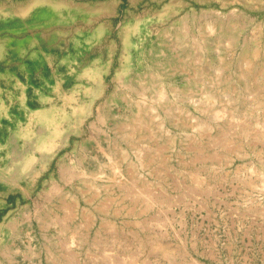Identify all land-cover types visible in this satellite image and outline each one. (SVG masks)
Instances as JSON below:
<instances>
[{
    "label": "rangeland",
    "instance_id": "obj_1",
    "mask_svg": "<svg viewBox=\"0 0 264 264\" xmlns=\"http://www.w3.org/2000/svg\"><path fill=\"white\" fill-rule=\"evenodd\" d=\"M0 46V136L71 133L0 152V264H264V0H0Z\"/></svg>",
    "mask_w": 264,
    "mask_h": 264
},
{
    "label": "bare ground",
    "instance_id": "obj_2",
    "mask_svg": "<svg viewBox=\"0 0 264 264\" xmlns=\"http://www.w3.org/2000/svg\"><path fill=\"white\" fill-rule=\"evenodd\" d=\"M55 4H56L55 7L58 8L59 4H57V3H55ZM124 25L125 24H123L122 26H124ZM136 30H137L136 25L134 26V25L129 24V25L124 26L123 49H122L124 51H123V55L121 58L122 60L120 62V66L116 70V77L125 75L130 68L131 61H132V47H137V45L135 46V44L132 42L131 38H132V35L135 34ZM140 43H141V46L143 48L145 45L144 44L145 39L141 38ZM2 52H3V48H2V46H0V56L2 55ZM85 71L91 77V79L94 80L93 83L97 88L94 91L95 97L96 98L101 97L104 94L105 79H106V76L109 74V67L106 66V68L102 67V68H98V69L95 67L94 68L89 67ZM95 97H94V99H95ZM24 103L25 102L23 99L22 104L24 105ZM6 106H7L6 103L2 100V93L0 91V113H1V110H4L6 108ZM56 110H58V109H57V107H54V106L49 108V109L35 110L31 113V115H30L31 119L27 123L26 127H22L20 121H18L17 122L18 123V129L16 132L12 133L8 138L5 137L6 139H4V137L0 136V152H1L4 147H15L17 145L18 139H20V138H26L28 140L31 139V142H32V138L34 135V131L32 130V128H33L32 121L35 120L42 127V130L38 131L37 141L35 143H30L31 146L29 144V147H36V148L41 149V150H46V153L40 162V168L34 172V175L37 178L41 174H43L45 172V170H47V168L51 164L52 159L56 156L57 152L59 150L65 148L66 146H68L70 143L71 133H67V132L63 133V136H62L63 140H60L58 144L56 143V141H54V138L57 137V135H60V133H61V131L59 129L60 121L58 120L57 115L55 113ZM92 110H93V105H91L88 108V116L92 114ZM82 112H83V110H81V113ZM6 116L11 117L8 110L6 111ZM84 121H85V119L81 118L79 121L80 125L82 123H84ZM60 128H61V126H60ZM62 130H63V127H62ZM79 133L80 132H78V134ZM0 178H2L1 174H0Z\"/></svg>",
    "mask_w": 264,
    "mask_h": 264
}]
</instances>
